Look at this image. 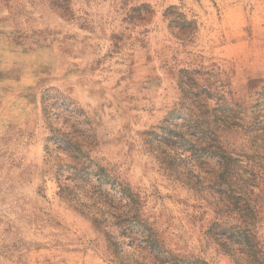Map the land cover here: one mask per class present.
<instances>
[{
    "label": "rangeland",
    "instance_id": "rangeland-1",
    "mask_svg": "<svg viewBox=\"0 0 264 264\" xmlns=\"http://www.w3.org/2000/svg\"><path fill=\"white\" fill-rule=\"evenodd\" d=\"M115 183L179 258L264 236V0H0V264H158L77 208Z\"/></svg>",
    "mask_w": 264,
    "mask_h": 264
},
{
    "label": "trees",
    "instance_id": "trees-1",
    "mask_svg": "<svg viewBox=\"0 0 264 264\" xmlns=\"http://www.w3.org/2000/svg\"><path fill=\"white\" fill-rule=\"evenodd\" d=\"M212 141H215L214 137ZM213 154L216 155L217 152L214 151ZM113 191L115 195L106 193L107 200L99 197L96 199L93 196L91 204L82 201L76 206L83 213L86 211L85 214L93 225L106 235L109 248L114 249L116 259L120 260L118 252L127 248V245L131 247L141 245V252L149 251V257L156 260L152 262L158 264H210L201 259L179 258L171 251L162 249L153 227L142 214L139 196L129 187L116 183L113 185ZM96 206L101 208L100 213L91 211ZM233 211L237 213L235 221L222 225L214 223L209 229V235L218 244L219 251L228 255L235 264H264V236L257 216L258 207L252 205L249 199H245L237 202ZM113 261L111 259V262ZM121 264L130 263L123 261Z\"/></svg>",
    "mask_w": 264,
    "mask_h": 264
}]
</instances>
